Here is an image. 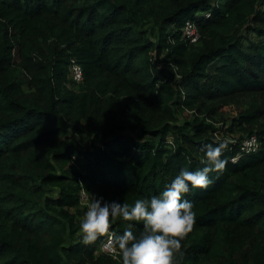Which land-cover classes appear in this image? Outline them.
I'll return each mask as SVG.
<instances>
[{"label":"trees","instance_id":"1","mask_svg":"<svg viewBox=\"0 0 264 264\" xmlns=\"http://www.w3.org/2000/svg\"><path fill=\"white\" fill-rule=\"evenodd\" d=\"M157 1L0 0V264H122L97 252L103 238L81 242L79 191L130 205L159 195L181 169L203 167V145L224 141L205 113L246 94L230 121L248 126L258 147L230 161L244 137L235 139L221 157L226 170L210 173L206 189L190 186L196 222L177 261L234 264L246 235L252 264H264V126L251 129L264 114V0H160L166 6L153 9ZM186 21L194 42L182 37ZM71 61L80 82L68 79ZM24 85L45 104L27 101ZM155 98L173 106L162 105L168 116L177 106L205 112L152 122ZM44 144L49 158L34 154ZM129 223L139 236L143 224L122 219L111 231Z\"/></svg>","mask_w":264,"mask_h":264},{"label":"clouds","instance_id":"2","mask_svg":"<svg viewBox=\"0 0 264 264\" xmlns=\"http://www.w3.org/2000/svg\"><path fill=\"white\" fill-rule=\"evenodd\" d=\"M229 143L203 145L199 150L203 153L200 161L203 167L196 171L181 169L159 195L137 199L132 205L107 202L103 197L89 202L80 224L81 242L91 245L105 238L103 250L113 258L119 257L122 264H178L177 254L183 256L182 241L196 222L193 204L184 196L190 186L206 189L212 183L210 173L226 170L228 161L221 157ZM117 219L142 223L143 231L135 235L129 223L122 234H117L111 231Z\"/></svg>","mask_w":264,"mask_h":264},{"label":"rangeland","instance_id":"3","mask_svg":"<svg viewBox=\"0 0 264 264\" xmlns=\"http://www.w3.org/2000/svg\"><path fill=\"white\" fill-rule=\"evenodd\" d=\"M164 6H166V5L162 1L158 0L152 7H153V9H159V8L163 9ZM149 25H151V23L147 24V28L149 27ZM249 37L254 39V37L250 34H249ZM11 61L16 66H19V63H21V57L17 53V48L15 51H13ZM32 62L35 64L36 69H37L36 73H35V75H36L39 71V64L37 63V60L35 58H33ZM22 76L25 79H29V80L34 78V76H31L30 74L26 73L24 70H23ZM65 86L67 89H71V90H74L76 87V85L71 83L69 80H67ZM23 94L25 96V99L29 102L36 101L37 103H40L42 105L45 104L44 94L37 92L35 90V88H33L32 86L24 85L23 86ZM251 97H253V95L246 94L244 96L236 98L235 101L227 102L228 104L226 106L222 107L219 110L218 114L209 113V111L205 113L206 114V116H205L206 121L211 123V126H212L211 132H212V135L214 137L233 143V142H235L234 141L235 139L242 137V136L244 137V135L247 134V129L249 128L248 126H243L242 128L235 127V125L230 121V119L232 117H234V115H236L237 112L244 111V109L247 108ZM109 101L110 100L108 99L106 104ZM115 104H116V102L113 101V102H110L109 106L114 107ZM162 105H171V104H169V102H167L165 100V101H163ZM162 105L160 104V102L157 98L153 99L152 106H151V110L153 112V116L151 117L152 122H155L156 120H161L164 118V119H169V122H174L175 124L176 123H182L185 120H190V118L192 116H199L200 114L205 112L204 108L187 109V108H183V107L178 108V106H177L176 110L172 111L171 116H168L167 112L165 111V107ZM171 107H173V106L171 105ZM115 117H116V112L114 114V118ZM229 126H231V128H232V132L227 130L229 128ZM260 126H264V114L260 115L255 120V122H253V125H251V129H252V131H254L257 127H260ZM252 133H254V132H252ZM72 139H75V138L72 137ZM51 153H52V146L50 144L41 145L34 150V154L37 157L49 158ZM2 161H3V163H7L6 165H8V167H10V168L12 167V164H10L6 158H4ZM84 192L87 195L88 200H90V198H91L90 201H92L93 197H92L91 193H87L86 191H84ZM79 207H80L79 211L81 214H79L77 216V222L79 225L78 232H80L81 220H82V218L86 212L85 208H84L85 211H83V209H82L83 205L82 204H80ZM238 250H239L238 253L235 255L234 264H240V261H241L243 256H245V259L247 261L246 264H252V262H251V258H252V256H251V239L248 236H246V235L241 236L240 246H239ZM199 264H212V262L209 259L204 257V258H201L199 260Z\"/></svg>","mask_w":264,"mask_h":264},{"label":"built area","instance_id":"4","mask_svg":"<svg viewBox=\"0 0 264 264\" xmlns=\"http://www.w3.org/2000/svg\"><path fill=\"white\" fill-rule=\"evenodd\" d=\"M182 37L184 39H187L189 42H194L198 38L197 30L194 28V26L189 21H186L184 23V26L182 28ZM68 79H70L72 82H75V83L81 81L80 66L74 61H71L68 66ZM257 147H258V140L254 134L244 136V138L240 140L234 155L230 157L229 159L230 161H234L241 155L256 151ZM78 199H79V204H82L83 206H85V209H86V205L89 202H91L90 200H88L87 195L85 194L83 190L79 191ZM105 242H106L105 238H103L101 242L97 245V252L99 251L101 253L109 255L103 250V245ZM109 256L113 258L112 255H109Z\"/></svg>","mask_w":264,"mask_h":264}]
</instances>
